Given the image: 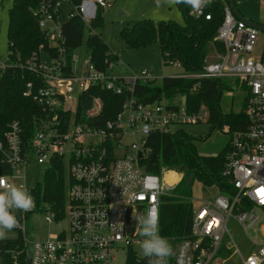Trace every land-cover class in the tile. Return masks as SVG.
I'll use <instances>...</instances> for the list:
<instances>
[{"label": "built area", "instance_id": "1", "mask_svg": "<svg viewBox=\"0 0 264 264\" xmlns=\"http://www.w3.org/2000/svg\"><path fill=\"white\" fill-rule=\"evenodd\" d=\"M222 1L223 20L214 37L220 49L213 51L215 58L206 61L197 73L175 75L198 80L232 79L245 92L246 126L221 128L229 134L222 175L231 184V190L220 192L214 186L218 194L201 199L172 192L181 181L182 172L162 169L160 174H153L145 170L142 162L151 152L149 138L153 133L168 134L173 125L207 121L206 106L202 104L197 112L190 113L182 103V96L179 105L162 104V100L137 101L132 97L134 84L153 80V75L147 70L129 77L112 74L109 70L114 62L109 56L104 59L106 70H99L87 52L80 54L76 50L66 72L63 2L41 0L33 9L32 15L57 56L45 54L39 46L24 63L17 64L40 78L42 85L33 89L32 82H28L23 95L32 97L45 117L28 147L23 142L20 123L13 120L7 124L0 151L10 164V173L0 179L11 183L20 175L25 176L31 160L42 164L56 157L66 163L68 179L63 211L43 204L38 209L35 205L31 211L15 212L19 223L15 229L21 233L28 264H115L119 252L124 253L122 264H147V259L141 256L142 237L137 235L133 214L153 211L159 215L165 196L191 202L189 233L184 237L160 234L172 245L168 264H223L221 256L230 251L239 255L242 264L264 261V243L257 247L253 243L256 249L242 256L228 230L230 219L244 231L255 230L259 220L255 209L264 210V42L257 50L262 32L238 19L229 4ZM109 5L105 0H81L68 18L76 17L88 27L97 10ZM204 13V7L199 13L190 12L209 19ZM8 60V57L0 59V74L14 65ZM92 85L114 94L130 92L117 115L99 127L90 125L86 119L100 113L102 102L98 97L93 98L84 120L78 122L75 117L79 94ZM171 171L176 178L168 181L166 175ZM34 212L44 213L45 221L59 224V230L43 240L30 239L26 220ZM259 231L264 237V225Z\"/></svg>", "mask_w": 264, "mask_h": 264}, {"label": "trees", "instance_id": "2", "mask_svg": "<svg viewBox=\"0 0 264 264\" xmlns=\"http://www.w3.org/2000/svg\"><path fill=\"white\" fill-rule=\"evenodd\" d=\"M41 0H12L8 10L9 22L7 28L8 62L14 64L0 74V141L4 140V132L10 121L16 120L22 128V138L26 147L31 143L38 124L45 117L32 97H26L23 92L26 84L32 82L33 89L41 86L40 78L34 73L20 68L17 64L24 63L42 46V51L51 56H57L54 49L49 48L48 38L32 15L33 9ZM53 2L59 0H51ZM67 1L75 6L81 0ZM64 6V5H63ZM184 15V25L180 26L171 20L142 19L135 21L128 29L121 31V37L129 48H141L158 43L165 64L178 62L185 74L201 71L208 60V54L220 46L214 41L217 27L223 20V1L212 0L204 7V15L195 17L188 13L187 6L178 5ZM96 17L88 27L76 17L70 18L62 25L65 37L64 58L66 72L71 67V54L84 46L85 52L91 57L92 64L99 70H106L104 59H116L115 54H107L110 50L101 34H93L103 25V8H99ZM85 27V32H84ZM86 35L85 38L83 36ZM198 86L193 89L194 84ZM223 85L219 79L184 78L165 76L157 83L154 79L136 81L132 97L142 103H154L175 96H185V107L190 113H195L203 104L209 117L207 122L213 128L221 129L229 125L231 129L244 128L247 120L243 108L240 112L224 113L220 109L219 100ZM102 102L100 113L93 118H86L90 125L101 126L106 120L113 119L121 110L122 103L127 99L126 93L114 94L98 85L89 86L79 94L76 105V121L85 119L87 110L92 106L93 98ZM69 116V115H68ZM151 152L143 161L145 170L160 174L162 169H175L182 172L181 181L173 189L176 195L189 196L194 182L203 187L216 186L220 192L231 190V184L222 175L227 146L216 155H199L192 138L181 132L153 133L149 138ZM10 173V164L5 162L0 151V176ZM67 167L61 158H53L45 172L43 183L28 187L35 199L38 209L43 204L52 210L63 211L66 202ZM191 219V202L174 196H165L159 208V231L165 236L184 237L189 233ZM16 259H13V254ZM0 264H28L21 233L13 238L0 240Z\"/></svg>", "mask_w": 264, "mask_h": 264}, {"label": "rangeland", "instance_id": "3", "mask_svg": "<svg viewBox=\"0 0 264 264\" xmlns=\"http://www.w3.org/2000/svg\"><path fill=\"white\" fill-rule=\"evenodd\" d=\"M236 7L241 13H264V0H233ZM109 6L103 9V25L101 28L93 31V34H101V38L107 43L110 52L116 55L113 60L114 65L112 74L129 77L132 74L140 73L142 70L151 72L154 80L158 83L162 77L175 76L184 73L181 66H177V62L165 64L162 58L161 49L158 43L141 48H129L121 37L123 29H129L135 21L142 19L152 20H171L184 25V15L179 6H170L161 0V4L157 6V0H105ZM12 0H0V59L5 60L8 56V38L7 28L9 22L8 10L11 7ZM75 5L67 1L64 3L63 11L65 19L61 22L64 24L68 18V13L74 12ZM188 13L192 11L187 6ZM85 32V27H84ZM86 35L83 36L85 38ZM264 42V32L259 34L256 48L260 50ZM77 52L83 54L85 52L82 45ZM215 58L213 52L208 54V60ZM223 85L219 100L220 109L224 113L240 112L243 108L245 92L235 85L232 79H221ZM162 104L179 105V97L175 96L170 99H162ZM181 132L192 138L193 144L199 155H216L224 147L229 140V134L222 129L213 128L207 121L195 124L185 123L181 125L171 126V133ZM50 162L39 164L35 160H31L25 169V176L21 175L11 183L16 185H26L34 187L43 183L45 172L49 168ZM175 170V169H168ZM168 174V173H167ZM171 181V179H167ZM218 194L215 187H203L198 181L194 182L191 189V197L194 199L212 198ZM255 213L259 216V220L255 224L254 229L244 231L242 227L233 219L228 222V230L231 233L235 244L239 248L242 256H246L252 249L264 243L259 227L264 225V210L255 209ZM28 237L33 240H43L49 235L59 230V224L48 223L44 219V213L34 212L28 216L26 220ZM17 235V229L7 232V238H13ZM255 243L256 247H253ZM124 253L117 254L115 264H122ZM224 259L223 264H242L239 255L230 251L221 256ZM264 264V261L261 263Z\"/></svg>", "mask_w": 264, "mask_h": 264}, {"label": "clouds", "instance_id": "4", "mask_svg": "<svg viewBox=\"0 0 264 264\" xmlns=\"http://www.w3.org/2000/svg\"><path fill=\"white\" fill-rule=\"evenodd\" d=\"M170 6L185 5L194 12H201L211 0H164ZM161 0H157L159 7ZM35 207V199L26 185H16L0 179V240L7 238V232L19 226L16 211H31ZM137 235L142 237L139 242L141 256L147 264H168L172 254L169 240L160 235L158 212L133 214ZM123 227V225H121Z\"/></svg>", "mask_w": 264, "mask_h": 264}, {"label": "water", "instance_id": "5", "mask_svg": "<svg viewBox=\"0 0 264 264\" xmlns=\"http://www.w3.org/2000/svg\"><path fill=\"white\" fill-rule=\"evenodd\" d=\"M225 1L229 4V6H230V8H231V10H232V12H233V14H234L238 19L244 21L247 25H250V26L256 28V29L259 30L260 32H264V23H259V22L253 21V20H251V19H249V18H246V17H245V16H244V15L238 10V8L236 7V5H235V3H234L233 0H225ZM126 95L129 96V95H130V92L127 91V92H126ZM182 103H185V96H182ZM27 262H29V259L27 260Z\"/></svg>", "mask_w": 264, "mask_h": 264}, {"label": "crops", "instance_id": "6", "mask_svg": "<svg viewBox=\"0 0 264 264\" xmlns=\"http://www.w3.org/2000/svg\"><path fill=\"white\" fill-rule=\"evenodd\" d=\"M246 18H249L253 21L264 23V13H252V14H244L242 13Z\"/></svg>", "mask_w": 264, "mask_h": 264}, {"label": "bare ground", "instance_id": "7", "mask_svg": "<svg viewBox=\"0 0 264 264\" xmlns=\"http://www.w3.org/2000/svg\"><path fill=\"white\" fill-rule=\"evenodd\" d=\"M175 178H176V174L174 172H172V171L166 175V179L173 180Z\"/></svg>", "mask_w": 264, "mask_h": 264}]
</instances>
